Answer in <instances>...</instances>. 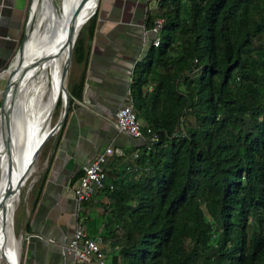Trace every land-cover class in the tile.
I'll list each match as a JSON object with an SVG mask.
<instances>
[{
  "label": "trees",
  "instance_id": "obj_1",
  "mask_svg": "<svg viewBox=\"0 0 264 264\" xmlns=\"http://www.w3.org/2000/svg\"><path fill=\"white\" fill-rule=\"evenodd\" d=\"M155 17L127 100L157 139L91 194L108 199L106 264H264V0H153L144 28ZM85 56L78 30L71 57Z\"/></svg>",
  "mask_w": 264,
  "mask_h": 264
},
{
  "label": "crops",
  "instance_id": "obj_2",
  "mask_svg": "<svg viewBox=\"0 0 264 264\" xmlns=\"http://www.w3.org/2000/svg\"><path fill=\"white\" fill-rule=\"evenodd\" d=\"M27 3L0 0V69L22 34ZM152 4L153 0H97L90 34V24L81 25L80 46L86 56L84 61L74 59L72 65V82L83 74L81 93L39 158L37 179L17 231L24 238L20 264H70L69 257L61 253V245L75 220L83 223L87 235L97 230L102 233V223L96 224L94 215L99 214L103 220L108 199L91 195L80 203L75 216L72 188L81 165L105 145L122 147L126 152L142 143L141 138L117 131L112 113L126 102L131 66L153 36L143 26L145 11L149 12ZM138 120L143 125V120ZM121 160L126 159L106 156L102 165L106 181L117 177L112 172L118 170ZM40 174L43 179L39 185Z\"/></svg>",
  "mask_w": 264,
  "mask_h": 264
},
{
  "label": "bare ground",
  "instance_id": "obj_3",
  "mask_svg": "<svg viewBox=\"0 0 264 264\" xmlns=\"http://www.w3.org/2000/svg\"><path fill=\"white\" fill-rule=\"evenodd\" d=\"M59 3L58 9H56L52 4V0H41L44 16L41 23L33 31H31L33 19L30 18L29 13L27 38L22 45L20 53L17 55L19 58L14 65L12 61L14 69L10 74L8 91L4 96L3 106L8 112V127H5V125L3 127V119L0 116V171L5 176L4 168H6L8 174L5 182L0 178V194L3 193L5 187L9 191L6 197L0 199V242L3 223L7 224L3 246V249L6 248L7 254L4 256L2 251H0V264H18L20 252L21 238L20 236L15 237L13 234L12 216L18 202L20 187L24 183L28 172V170L26 172L23 171V159L25 155L31 152V150H25L21 147V137L29 136L32 138L33 143L37 144L43 136H48L51 133L50 128L47 126H43L41 129L37 127V123L46 116V109L54 88L49 87V74L54 76L56 81L60 78V72L65 63V41L67 36L70 34L74 35L82 23V19L91 10L95 9L97 5L96 0H61ZM64 32H66L65 35ZM50 48L54 50L53 53L45 55V52ZM37 56L39 58H36ZM33 58H36L35 62H33L32 66L30 65L31 67H27ZM19 69L22 70L21 76L14 82ZM62 84L64 85V79ZM63 98L62 96L59 115ZM56 101L57 99L52 109H54ZM13 157L15 160L14 164L19 170L16 182L13 179L14 168L11 164ZM11 194L12 197L10 198ZM5 203H8V206L7 209L3 210Z\"/></svg>",
  "mask_w": 264,
  "mask_h": 264
},
{
  "label": "built area",
  "instance_id": "obj_4",
  "mask_svg": "<svg viewBox=\"0 0 264 264\" xmlns=\"http://www.w3.org/2000/svg\"><path fill=\"white\" fill-rule=\"evenodd\" d=\"M161 18L155 17L151 28L149 29L153 36L150 43L155 45L158 42L156 30L160 26ZM3 70L0 69V73ZM74 101V100H73ZM112 124L117 131L123 132L132 137L141 138L142 143L147 148L149 144L157 139V134L148 126L141 125L129 100L118 105L112 113ZM125 156V150L122 147L105 145L91 159L81 165V172L76 178V184L72 188V199L74 202V214L79 210L80 203L91 196L94 190L103 185L104 169L103 163L107 155ZM136 155V151L130 153ZM126 165V169H128ZM111 187V181H107ZM119 230L120 227L116 225ZM105 243L109 248L113 245V239L108 237L103 241L100 232L97 230L92 235H87L83 223L75 220L70 235L61 245V253L68 256L70 264H106L105 251L102 244Z\"/></svg>",
  "mask_w": 264,
  "mask_h": 264
},
{
  "label": "rangeland",
  "instance_id": "obj_5",
  "mask_svg": "<svg viewBox=\"0 0 264 264\" xmlns=\"http://www.w3.org/2000/svg\"><path fill=\"white\" fill-rule=\"evenodd\" d=\"M61 0H52L54 6L56 8H58L59 6V2ZM29 3V2H28ZM28 3H27V8H26V14L28 12ZM39 3V4H38ZM38 6V7H37ZM40 7V8H39ZM30 10H29V13H30V17L33 19V27L31 29V31L35 30L38 26V24L41 23V20L44 16V9H43V6H41V0H31V3H30ZM43 13V14H42ZM41 16V17H40ZM40 18V19H39ZM38 22V23H37ZM35 24V25H34ZM66 34V32H64V35ZM53 49H48V51L45 52V55H50L51 53H53ZM66 54H67V48H66ZM65 54V56H66ZM19 58V56H16V58L13 60V65L15 63V61ZM36 58H39V56H37ZM36 58H33L31 60V63L28 64L27 67H31L33 62H35ZM66 58V57H65ZM65 58H64V61H65ZM31 65V66H30ZM73 61L71 60L70 58V62L67 63L66 65V73H65V79L64 78H59L57 81H56V78L54 76H52L51 74H49V78H48V82H49V87L53 88V92H52V96H51V99H50V102L47 106V109H46V116L45 118L41 119L38 123H37V127L38 129H41L43 128V126H47L50 128L51 130V133L48 135V136H45L39 143H33L32 141V138L31 137H21V141H20V145L21 147H23L25 150H32L35 148V150L37 151V154L33 160V162L31 163V166L30 168L28 169V172H27V176L24 180V183L22 184V186L20 187V192H19V195H18V202L16 203V207L14 208L13 210V216H12V230H13V234L15 237H19L20 234L17 232L18 229H19V225L21 224V219L23 217V209H25V204L28 202L29 200V196H30V192H31V189L32 187L35 185V182H36V179H37V167H38V162H39V158L41 159L42 156H44L45 152L47 151V148H48V144L51 140V137H52V134L54 132L53 130V126L55 124V122L57 121V118L59 116V110H60V105H59V108H58V111H57V114H56V108L58 106V104L55 103V106H54V109L53 108V104H54V97L55 95L61 90V86L63 85L62 84V81L64 79V85L67 86L69 81L70 83L73 81V75H72V72H73ZM6 66V65H5ZM5 68V67H4ZM3 68V69H4ZM21 75H19V73L15 76V79H14V82L20 77ZM5 77H6V72L5 71H2L0 73V90L4 84V81H5ZM53 78V79H52ZM52 81V82H51ZM54 85V86H53ZM63 85V86H64ZM1 92V91H0ZM58 98V97H57ZM11 101H12V97H11ZM10 101V102H11ZM52 125V126H51ZM13 137V135H12ZM25 145V146H23ZM28 147H27V146ZM42 155V156H41ZM29 157V154L28 155H25L24 156V159H23V170H24V166H25V163L27 161ZM15 160H14V157L12 158V166H13V179L14 181L16 182L17 179H18V175H19V170L17 168V166L14 164ZM4 172H5V176L4 174H2V172L0 171V178L3 182H5L6 180V176L8 174V170L6 168H4ZM22 193V194H21ZM3 194V193H2ZM2 194H0V199H1V196ZM13 194V193H12ZM12 194L9 196L10 198L12 197ZM7 206H8V203H5L4 204V209H7ZM25 211V210H24ZM94 218H95V222L96 224H100L102 223V218L99 214H96L94 215ZM6 225L5 223H3V228H2V234H1V242H0V251H2V253L4 254V256H6L7 254V250L6 248L3 249V246H4V236H5V232H6ZM21 238V237H20ZM24 238L22 239L21 238V243L19 245V257H18V264H20V259H21V253H22V242ZM104 245V244H103ZM102 245V248L103 250L107 253V250H108V246L107 245ZM4 251V252H3Z\"/></svg>",
  "mask_w": 264,
  "mask_h": 264
},
{
  "label": "water",
  "instance_id": "obj_6",
  "mask_svg": "<svg viewBox=\"0 0 264 264\" xmlns=\"http://www.w3.org/2000/svg\"><path fill=\"white\" fill-rule=\"evenodd\" d=\"M28 9L30 8V3H31V0H28ZM96 3H97V0H96ZM52 4H53V2H52ZM54 5V4H53ZM55 7V6H54ZM56 8V7H55ZM56 9H58V8H56ZM94 10L95 9H93V10H91L83 19H82V23L79 25V27L77 28V31L80 29V27H81V25L84 23V21L94 12ZM28 20H29V10H28V12H27V14H26V17H25V20H24V25H23V31H22V34H21V37H20V39H19V41H18V43H17V45H16V48H15V50H14V52L12 53V55H11V57H10V59L7 61V63L5 64L6 66H4L3 68H2V70L3 71H5L6 72V77H5V81H4V84H3V86H2V88H1V92H0V116L2 117V125H3V127H4V125H5V127H8V119H7V115H8V112H7V110H6V108H4V106H3V101H4V96H5V94L7 93V91H8V88H9V83H10V74L13 72V69H14V66L12 65V61L16 58V56L20 53V50H21V48H22V45H23V43H24V41L26 40V38H27V33H28V28H29V22H28ZM77 31L74 33V35H68L67 36V38H66V41H65V46H66V48H67V54H66V58H65V63H64V65H63V67H62V70H61V72H60V78L62 79V78H64V76H65V73H66V65H67V63H69L70 62V58H71V60H72V57H71V50H72V46H73V42H74V38H75V36H76V34H77ZM73 61V60H72ZM21 73H22V70L21 69H19V75H21ZM65 79V78H64ZM11 84H13V83H11ZM70 81H69V83H68V85L67 86H61V90L62 91H60L59 92V94L57 93L56 95H55V97H54V101L57 99V97L59 96V99H60V104H61V102H62V96L64 97L63 98V104H62V108H61V113H60V117L58 118V120L56 121V124H55V126L53 127V129L55 128V132H57L58 131V129L60 128V125H61V123H62V120H63V118H64V116H65V114H66V111H67V108H68V105H69V99L71 98V94H70ZM51 132V131H50ZM44 137V136H43ZM43 137L41 138V140L43 139ZM6 139V138H5ZM40 140V141H41ZM6 141V140H5ZM39 141V142H40ZM7 144V143H6ZM36 154H37V151L35 150V148L34 149H32L31 150V152L29 153V157H28V159H27V161H26V163H25V166H24V172H26L29 168H30V166H31V163L33 162V160H34V158H35V156H36ZM4 191H3V194H2V197L1 198H4V197H6L7 196V193H8V191H9V189L7 188V187H5L4 189H3Z\"/></svg>",
  "mask_w": 264,
  "mask_h": 264
}]
</instances>
